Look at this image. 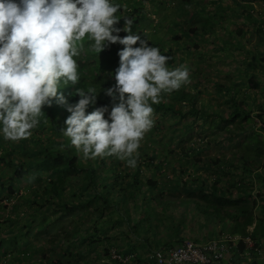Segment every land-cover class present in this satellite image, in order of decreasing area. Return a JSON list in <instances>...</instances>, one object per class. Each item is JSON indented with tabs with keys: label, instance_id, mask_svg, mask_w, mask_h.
Segmentation results:
<instances>
[{
	"label": "trees",
	"instance_id": "1",
	"mask_svg": "<svg viewBox=\"0 0 264 264\" xmlns=\"http://www.w3.org/2000/svg\"><path fill=\"white\" fill-rule=\"evenodd\" d=\"M152 1L154 6L160 7L158 12L153 10L161 19L159 23L152 19L145 3L138 0L116 1L122 6L121 13H118L121 21L116 25L121 29L119 35L123 38L128 34L122 30L125 27L123 19H133L132 34L140 35L142 41L151 47H158L161 54L169 56L170 67L186 65L190 72V83L170 94L163 93L161 102L152 105L156 112L162 111V114L159 121L153 120L152 129L141 141L135 168L128 167L125 161L116 157L85 160L71 145L70 139L63 135L62 131L67 127L65 121L70 115L67 107L76 105L80 99L76 95L77 90L87 87H95L98 95L97 103L87 108L88 113L98 107L109 110L119 103L118 95L113 100L104 90L116 83L114 74L119 67L118 53L124 47L118 43L111 44L98 54L91 51L88 41L85 42V51L77 58L80 82L61 89L68 104L61 106L53 101L51 107H45L39 125L26 140L7 141L0 132V199L18 195L22 184H27V192L32 194L26 192L15 205L16 208L28 203L38 207L36 211L23 214L27 220L19 219L26 220L18 223L27 227L32 224L43 227L45 219L35 213L46 211L49 204L61 208L55 212L60 216L78 207L83 210L95 209L81 230L61 241L58 255H44L43 260L36 250L34 256L25 254L29 250L26 248L23 251L25 246H29L27 236L14 234L18 226L12 224L5 232L11 240L14 239L18 249L9 253V259L3 264H18L20 261H23L22 264H105L102 259L113 258V252L130 257L128 263L113 258V264H153L149 258V262L147 258H142L137 246H147L151 253L158 249L178 247L187 237H191L186 228L187 218L192 233L198 227L207 226L209 220H217L219 224L227 223L228 234L251 236L256 248L263 249V89L240 99L237 97L240 90L236 83L230 80L229 88L225 82L203 74L210 63H207L201 50L207 48L209 40L205 39V42L202 36H215L213 24L218 20L220 22L226 12L218 18L219 10L212 3L209 4L210 9L205 11L198 9L199 3L195 0H178L176 6H173L172 0ZM248 1L239 3L240 13L232 8L227 10L229 13L231 9L232 22H242L246 27L231 31V25L224 21L223 32L226 36L242 40L250 32L256 33L264 45V16L257 13L258 18H252ZM193 3L198 5L197 9L187 10L188 14L185 8L192 7ZM125 5L126 11L123 9ZM180 15L183 19H180ZM213 15L216 17L214 22L211 19ZM152 28L157 32L164 30V41ZM139 46L138 43L136 47ZM252 54L249 53L250 56ZM98 55L101 59L97 58ZM199 63H203V67ZM202 80L212 83L214 99L204 96L207 89L202 87ZM261 109L263 111L258 113ZM166 118L172 119L173 123L167 126ZM201 123H204V130L206 126L213 132L221 129L226 139L235 141L233 160L239 158V163H233V160H225L224 164L213 161L206 166L197 157L200 148L204 150L212 145L201 135L194 138L196 128ZM186 142L191 144L177 149ZM231 169L237 173L233 174ZM202 171L208 174H200ZM250 174L256 175V178L250 180ZM30 180L37 183L36 186L29 185ZM253 221L257 223L250 233L248 229ZM115 223L120 230L115 239L98 238L100 228L107 229ZM11 242L5 247L0 241V257L3 248L13 247ZM244 250V243L240 241L234 251L239 256ZM91 253L93 260L88 259ZM251 253L253 260H260L258 255L255 256V251Z\"/></svg>",
	"mask_w": 264,
	"mask_h": 264
},
{
	"label": "clouds",
	"instance_id": "2",
	"mask_svg": "<svg viewBox=\"0 0 264 264\" xmlns=\"http://www.w3.org/2000/svg\"><path fill=\"white\" fill-rule=\"evenodd\" d=\"M121 11L113 0H0V132L5 140L30 138L45 107L53 101L68 104L61 89L80 82L77 58L86 40L98 54L118 43L124 47L116 83L104 91L113 100L118 95L119 103L107 119L106 107L88 113L97 103L96 89H78L80 99L67 107L62 132L85 160L116 157L136 167L141 141L154 124L152 105L163 93L190 83V72L186 65L170 67L169 56L132 34L131 18L123 19L128 34L121 38L116 27Z\"/></svg>",
	"mask_w": 264,
	"mask_h": 264
},
{
	"label": "rangeland",
	"instance_id": "3",
	"mask_svg": "<svg viewBox=\"0 0 264 264\" xmlns=\"http://www.w3.org/2000/svg\"><path fill=\"white\" fill-rule=\"evenodd\" d=\"M117 0H113L114 3H116ZM139 3L143 2L145 3L146 8L151 14L152 19L155 20V22H158L159 20V15L156 13L154 14L153 10L155 11H160V7L156 1V5H153L152 0H138ZM173 1V6L177 5L178 0H172ZM243 0H195V2L199 3V6L193 3L191 4L192 7L185 8V12L187 10H193V8L197 9H204L205 11L209 10L210 6L209 4L212 3L211 5L214 8H218L219 12L218 15L220 18L224 12H226L225 16L222 18V20H218L217 23L213 24L214 29H215V36L211 35H203L202 39L209 40L208 43H206L207 48H201L203 54H205L206 61L210 66L209 68L203 71V74L208 77H212L213 79L217 81H221L222 83L225 82L227 87L231 88L229 82L231 80V83H236L238 86V96L240 99L244 96H248L249 94H253L254 92H259L260 89H263L264 93V45L261 43L260 38L257 37L256 33H249L244 37V40L242 39H237L235 36L227 35L223 32V29H225L224 21H227L231 25V31H236L238 28H244L246 25L242 22H232L233 21V15L231 13V9L229 13H227V10L229 8L235 9V12H239V3H242ZM250 4L251 9H248L251 12L252 18H258L257 13H260L261 16H264V0H249L248 1ZM215 3V4H214ZM188 13V12H187ZM220 13V14H219ZM164 14V13H162ZM189 14V13H188ZM186 15V14H185ZM181 16V15H180ZM204 18L206 16H203ZM210 17V15L208 16ZM214 18H216L214 15L211 17L212 22H214ZM180 19H183V16H181ZM159 23V22H158ZM160 28V27H159ZM157 29V28H156ZM153 32L157 33V36L164 41L163 35H164V30L156 31L155 28H152ZM154 35V33H153ZM154 38V37H153ZM87 42V40L85 41ZM207 42V41H205ZM176 53H179V51H175ZM249 53H253L251 56ZM260 61H258V58ZM98 59H101L100 56H97ZM195 61L197 62V59L195 57ZM200 67H203V63L198 64ZM228 75V76H227ZM230 77L235 78V79H230ZM202 87H205L207 89L206 93L204 94L205 97L207 98H212L215 94L214 88H212V83L209 81H204L202 80L201 82ZM234 85V84H233ZM232 85V86H233ZM225 92V91H224ZM222 93V92H221ZM219 100L222 99V97H218ZM214 99V98H212ZM259 105V104H258ZM114 106V105H113ZM112 106V107H113ZM261 106H264V97H263V102L261 101ZM109 108L108 112L105 114L106 119L110 115L111 108ZM259 110V109H257ZM263 111L262 109L259 112ZM162 111L161 112H156L154 110L153 114V120L159 121V118L161 117ZM163 120V119H162ZM165 120V119H164ZM172 119L166 118V125L169 126L171 125ZM261 125V124H259ZM181 126V125H180ZM204 123H201V126L196 128V132L194 134V138H199L200 135L203 138H207V141H211L212 145L210 147H205L204 150L200 148L199 154L197 157L203 160L204 164L206 166H209L213 161L216 163H225L226 161H232L233 160V153H234V144L235 141L230 139H226L224 136V132L219 129L217 131H214L211 128H208L206 126V130ZM166 135H168L166 133ZM191 143L186 142L181 143L179 147H184L186 145H189ZM177 145V144H176ZM240 159L237 158L236 160H233V163H239ZM231 172L233 174L237 173V171L234 169H231ZM204 174H208L206 172H200ZM256 178V175H251L250 174V180H254ZM235 180V178H233ZM29 185L32 187L36 186L37 183H35L33 180H30L28 182ZM224 184V183H223ZM27 184L23 183L22 188L20 189L18 195H11L9 197H3L0 199V241L7 246L9 241L13 245L11 249L9 248H3L1 251V257H0V264H3L4 261H6V257L9 253L12 254V252H16L18 249L17 244L14 242V239L11 240L9 237L8 233L5 232L7 228L12 226V224H16L15 226H18L15 230L16 235H24L25 237L27 236V242L29 243L28 247H24L23 251L28 248V253L26 252L25 254H31V256H34L35 254L38 253L39 257L43 260L44 255H58V251L61 245V241H64L67 239L69 234L76 233L78 230H81L85 224L86 221H89L90 215L92 214L93 210L95 207L90 208L89 210H83L82 207L76 208L74 211H69L65 213L64 215H56V211H59L61 208H55L52 205H48V209L44 212L35 213L38 217H43L45 219V222L43 227L38 226L37 224H32L29 227L26 225H20L18 222H25L28 218L26 216L23 217V214L27 211H36L38 210V207H33L31 205L27 204H21L20 206H16L20 202V196H25V193L27 192ZM73 190L70 189V193H72ZM28 193V192H27ZM32 194V193H28ZM15 203V204H14ZM50 209V210H49ZM51 211V212H50ZM184 212V211H182ZM64 213V212H63ZM16 214V215H15ZM188 216V215H187ZM15 217L17 219H15ZM20 218H26L25 221H20ZM187 221V231L189 235H191V238L194 239L195 241H200V239L197 237L200 234L197 233L196 235L191 232V230L188 227V218L186 219ZM254 222V221H253ZM18 223V224H17ZM29 223V222H28ZM107 223V222H106ZM254 222L252 226H255ZM102 224H105L103 222ZM251 227V226H250ZM219 229V230H218ZM217 229L218 233L217 234H226L227 233V223H223L220 225V227ZM223 230V231H222ZM9 232V231H8ZM120 230L118 229L117 224L112 226H108L107 229H99L98 233V238L102 239L105 237H112L116 238V235L119 234ZM224 232V233H223ZM212 234H215L213 232ZM104 235V236H103ZM3 238H2V237ZM205 238V237H204ZM141 244H144L143 241H141ZM147 246H142L139 245L137 246V251L140 252L142 255V258H149V261L151 260V253L149 248ZM37 251V253L35 252ZM8 253V254H6ZM133 253H136L133 252ZM88 259L93 260V254H89ZM30 256V257H31ZM113 257V256H112ZM113 259V258H111ZM110 258L108 259H102L103 263L105 264H113L112 260ZM259 262L264 263V247H263V253L259 256ZM148 261V262H149ZM226 261H228L226 259ZM23 261H20L18 264H22ZM92 264V263H88Z\"/></svg>",
	"mask_w": 264,
	"mask_h": 264
},
{
	"label": "built area",
	"instance_id": "4",
	"mask_svg": "<svg viewBox=\"0 0 264 264\" xmlns=\"http://www.w3.org/2000/svg\"><path fill=\"white\" fill-rule=\"evenodd\" d=\"M253 230L254 226L248 229L250 233ZM240 241L244 243V252L239 256L230 255L231 246ZM252 251L256 252L255 256L263 253L262 248H256L251 236L239 237L226 233L207 242L185 240L176 248L158 249L151 255V260L153 264H250L253 261ZM113 258L123 263L130 261V257H122L116 252H113Z\"/></svg>",
	"mask_w": 264,
	"mask_h": 264
},
{
	"label": "crops",
	"instance_id": "5",
	"mask_svg": "<svg viewBox=\"0 0 264 264\" xmlns=\"http://www.w3.org/2000/svg\"><path fill=\"white\" fill-rule=\"evenodd\" d=\"M189 219H191V215H189ZM186 223H187V221H186ZM188 223H189V220H188ZM220 225H222V224H219L217 220H215V221L209 220V222L207 223V226L204 225L203 227H200V228L198 227L197 230L194 232L195 235L197 233L200 234L199 236L196 235L200 239V241H195L191 237H187L185 240H192L195 242H207V241H210L212 239H215V238L217 239L219 237H222V234H217L218 233L217 229L220 227ZM213 232H215V234H212ZM149 238L153 239V236H150ZM161 241H163V238L161 239ZM237 244L238 243H235L231 246L230 255L236 254L234 250L236 249ZM228 258H230V256H228Z\"/></svg>",
	"mask_w": 264,
	"mask_h": 264
},
{
	"label": "water",
	"instance_id": "6",
	"mask_svg": "<svg viewBox=\"0 0 264 264\" xmlns=\"http://www.w3.org/2000/svg\"><path fill=\"white\" fill-rule=\"evenodd\" d=\"M250 264H264V263H260L258 260H253L250 262Z\"/></svg>",
	"mask_w": 264,
	"mask_h": 264
}]
</instances>
